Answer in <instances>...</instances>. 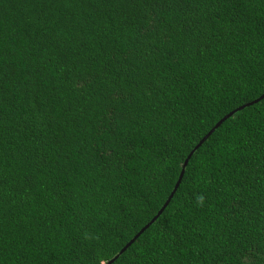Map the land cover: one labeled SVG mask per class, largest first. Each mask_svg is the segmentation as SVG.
Listing matches in <instances>:
<instances>
[{"label": "trees", "instance_id": "16d2710c", "mask_svg": "<svg viewBox=\"0 0 264 264\" xmlns=\"http://www.w3.org/2000/svg\"><path fill=\"white\" fill-rule=\"evenodd\" d=\"M264 0H0V264H264Z\"/></svg>", "mask_w": 264, "mask_h": 264}, {"label": "water", "instance_id": "95a60500", "mask_svg": "<svg viewBox=\"0 0 264 264\" xmlns=\"http://www.w3.org/2000/svg\"><path fill=\"white\" fill-rule=\"evenodd\" d=\"M264 97V94L261 96V98ZM233 112L229 113L228 115H226L223 119H221L201 140L200 142L195 146V148L190 152V154L188 155V157L186 158L184 164H183V167H182V171L180 173V176H179V179L173 189V191L171 192L169 198L167 199V201L165 202V204L163 205V207L159 210V212L151 219L150 222H148L135 236L134 238L128 243L126 244L120 251V253L118 255H116L113 259L109 260L108 262H106L105 264H111L121 253H123L126 248L132 243L134 242L145 230L146 228H148L157 218L159 215L162 214V212L164 211V209L167 207L168 203L170 202L172 196L174 195V193L176 192V190L178 189L182 179H183V176H184V173H185V168L189 162V159L190 157L192 156L193 152L200 146L203 144V142L214 132V130L220 126L230 115H232Z\"/></svg>", "mask_w": 264, "mask_h": 264}]
</instances>
